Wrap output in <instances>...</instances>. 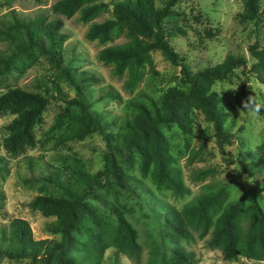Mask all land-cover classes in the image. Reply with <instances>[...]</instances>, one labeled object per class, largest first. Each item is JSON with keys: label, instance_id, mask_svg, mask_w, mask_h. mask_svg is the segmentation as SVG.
<instances>
[{"label": "rangeland", "instance_id": "rangeland-1", "mask_svg": "<svg viewBox=\"0 0 264 264\" xmlns=\"http://www.w3.org/2000/svg\"><path fill=\"white\" fill-rule=\"evenodd\" d=\"M60 0H0V95L11 90L47 98L48 102L32 123L34 146L24 153L12 155L6 150L10 135L7 126L26 111L37 107L29 103H15L0 111V155L9 164L10 173L0 178V188L5 192L6 219L26 220L34 239H52L56 236L44 231V224L55 220L57 209L41 199H61L63 192L48 180L51 174L59 175L73 186L78 176L64 162V158L77 159L91 175L104 170L107 164L105 144L98 132L80 138L64 139V135L82 124L78 108L60 101L53 92L56 86L69 98L75 96L72 86L66 82L60 69L48 60L37 47H28L21 22H34L43 28L52 21H60L57 33L65 35L57 51L62 57V67L76 72H91L99 78L97 83L87 84L93 92L89 101L93 109L110 116L123 118L132 111L126 107L140 95H148L154 101L175 89H184L183 78L201 73L222 64L231 55L242 58L246 65L233 70L225 79L201 84V89L216 92L221 97L219 109L226 115V125L231 137L218 141L212 127L204 120V113L195 101L185 103L188 114L187 131L176 125L161 126L166 152L172 157L170 164L179 169L181 181L188 193L176 197L167 186L156 189L150 172L154 154L146 143L148 161L143 173L137 161L131 169L121 164L126 173L141 179L156 197L151 203L144 197L118 192L111 181L102 180L91 196L90 213L102 227H118L125 243H135L139 250L131 258L122 252L116 262L106 264H186L185 258H176L173 251L180 249L184 255H192V264H264V162L242 160L246 151L264 158V115L251 119L240 112L241 102L248 96L264 98V74L252 68L255 59L249 48L264 47V0H256L260 22L247 11L243 0H177L170 8L171 14L162 21L166 40L178 63L172 64L159 52L150 51L142 59V66L132 78L130 65H122L117 59H108L100 53L114 46L147 41L138 25L130 17L121 19L116 3L126 0H80L72 16L54 11ZM134 9L150 24L156 11L167 0H129ZM113 26L106 27L108 23ZM20 45V47H18ZM48 45V42L45 43ZM22 46V47H21ZM39 81L43 85H39ZM131 81V84H130ZM110 87L118 98L103 97L101 88ZM232 119L228 120V115ZM118 128L108 130L116 132ZM241 140L244 145L241 147ZM213 168L214 174L206 178L193 177L196 169ZM216 184L224 190L220 202L209 209L204 219L186 220V227L193 238L185 241L165 223L159 203H168L178 210L194 197L215 189H205ZM241 203L242 209L233 222V234L240 238L250 233L252 249L260 260L226 254L227 238L222 232L220 219L230 211V204ZM255 207L263 213L262 239L254 220ZM184 218V217H183ZM128 225V228L123 225ZM206 231L205 236L201 234ZM214 231H217L214 233ZM88 241V237H83ZM112 250L107 249L105 258ZM1 264H29L27 260L4 259Z\"/></svg>", "mask_w": 264, "mask_h": 264}, {"label": "trees", "instance_id": "trees-1", "mask_svg": "<svg viewBox=\"0 0 264 264\" xmlns=\"http://www.w3.org/2000/svg\"><path fill=\"white\" fill-rule=\"evenodd\" d=\"M39 1V0H35ZM80 0H60L53 9L67 17L72 16ZM249 14L255 19L257 25L260 20L256 11V0H243ZM177 0H167L162 9L156 11L150 24L146 23L133 7L132 2L116 3L115 7L121 12V19L130 17L140 28L142 35L148 37L147 41L127 43L124 45L107 48L100 53L101 57L117 59L124 65L132 68V78L136 77L137 70L142 66L143 57L150 51H159L172 64H177L179 56L173 52L166 40V31L162 21L171 14L170 8ZM23 29L28 47H37L42 54L48 56V60L61 70L63 79L68 82L75 96L67 97L56 86L53 92L59 100L67 105H72L80 111L82 124L64 135V139L80 138L91 132H98L105 144L107 164L104 170L94 175L89 174L83 165L74 158H64V162L70 166L79 178L77 186L63 181L59 175L51 174L48 180L63 192L61 199H41L44 203L57 209L56 218L44 224V231L56 236L52 239L36 240L33 237L29 223L20 218H13L7 224H0V264L2 260L11 261L27 260L29 264H106V261L116 262L119 254L137 255L139 247L135 243H125L123 234L118 227H102L98 220L90 213V203L87 201L91 196L103 200L94 195L95 186L100 185L102 180L111 181L118 192L144 197L149 202L155 203L156 197L150 188L135 176H132L122 168L125 164L131 169L135 161L138 162L143 173L149 159L144 146L149 143L151 152L154 154L153 167L150 172L152 185L159 187L167 186L174 196L179 197L188 193V189L181 181L178 168L172 166V157L166 152L164 136L161 126L176 125L183 132L187 131L188 114L185 111V103L195 101L204 113V120L212 127L213 134L218 141L227 140L231 137L230 127L226 125V115L219 109L221 97L216 92H208L201 89V84L225 79L233 70L246 65L244 59L229 55L225 61L213 69L195 73L183 78L184 89H175L170 94L163 95L158 102L148 95H140V99L130 101L126 107L132 112L125 117H114L102 110L93 109V92L87 84L97 83L99 78L93 73L86 71L76 72L62 67V57L58 53L57 46L65 39V35L57 33L61 26L60 21H52L43 28L37 27L34 22H21L18 24ZM114 23L106 24V27ZM48 42L46 46L45 43ZM20 47V45H18ZM22 47V46H21ZM251 56L255 59L252 68L259 74H264V47L252 45L249 48ZM39 85H43L41 81ZM264 83V80H263ZM131 84V81H130ZM103 97L118 98V95L110 88L104 87L99 90ZM47 98L29 94L19 90H11L0 95V111L7 105L15 103H29L37 108L34 111H26L14 119L8 126L10 135L6 139V150L12 155L24 153L27 148L34 146L31 134L32 123L38 118L41 110L46 105ZM118 128L116 132L108 130ZM241 147L244 143L241 140ZM242 160L264 162L262 156L246 151L241 154ZM10 168L8 161L0 155V178L8 175ZM214 174V169L207 167L195 169L193 177L206 178ZM205 189H215L214 192H206L183 205L181 210L168 203H159L165 223L182 240L188 241L193 238L186 227V220L204 219L209 209L216 206L224 192L216 184H209ZM6 195L0 188V217L6 219L8 213L5 209ZM230 211L220 219L222 232L227 238L226 255L230 258L237 256L260 260V256L252 249L250 233L242 234L240 238L233 234V222L242 209L241 203L230 204ZM254 224L259 231L258 240L262 239L263 213L259 207H255ZM184 217V218H183ZM128 228V225L123 222ZM217 231H214V233ZM206 231L201 234L205 236ZM88 237V241L83 240ZM112 250L110 256L105 258L107 249ZM176 258H185L186 264L195 263L192 255H184L180 249L173 251ZM259 264V263H254Z\"/></svg>", "mask_w": 264, "mask_h": 264}, {"label": "clouds", "instance_id": "clouds-1", "mask_svg": "<svg viewBox=\"0 0 264 264\" xmlns=\"http://www.w3.org/2000/svg\"><path fill=\"white\" fill-rule=\"evenodd\" d=\"M240 112L247 114V116L251 119H259L262 115H264V98L257 99L256 96H248L245 100L241 102ZM228 120H231L232 117L229 114Z\"/></svg>", "mask_w": 264, "mask_h": 264}]
</instances>
